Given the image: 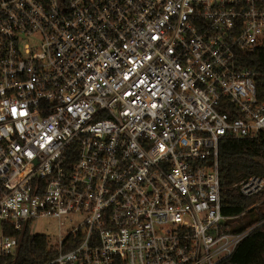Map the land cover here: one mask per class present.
<instances>
[{"label": "built area", "instance_id": "built-area-1", "mask_svg": "<svg viewBox=\"0 0 264 264\" xmlns=\"http://www.w3.org/2000/svg\"><path fill=\"white\" fill-rule=\"evenodd\" d=\"M263 69L264 0H0L2 253L73 214L46 264H222L254 229L224 208L264 191L220 174L264 146Z\"/></svg>", "mask_w": 264, "mask_h": 264}, {"label": "trees", "instance_id": "trees-1", "mask_svg": "<svg viewBox=\"0 0 264 264\" xmlns=\"http://www.w3.org/2000/svg\"><path fill=\"white\" fill-rule=\"evenodd\" d=\"M260 62L259 59L257 64L251 63L247 67L260 69ZM259 91L264 95V84L259 85ZM220 174L229 183H239L252 174L264 176V146L256 147L246 141L225 145L220 155ZM224 213L237 218L243 216L238 230L248 228L256 220H263L264 191L233 200L224 208ZM4 226H7L5 232L19 239L20 246L14 255L1 253L0 264H46L57 253L47 235L35 234L28 229L15 232L10 226ZM222 264H264V223L244 237Z\"/></svg>", "mask_w": 264, "mask_h": 264}, {"label": "rangeland", "instance_id": "rangeland-1", "mask_svg": "<svg viewBox=\"0 0 264 264\" xmlns=\"http://www.w3.org/2000/svg\"><path fill=\"white\" fill-rule=\"evenodd\" d=\"M261 203L258 202L256 205ZM243 216H241L242 218ZM240 216L233 221V229H237L242 222ZM81 221L80 215H73L70 214L69 216H65L62 218L48 216V217H41L38 219L33 220L31 224V232L35 234H45L48 236L49 243L51 245L58 244L59 240L63 238L67 231L76 227L79 222ZM264 223L263 220H256L248 228H257L260 227ZM1 232H0V254L3 252L1 246Z\"/></svg>", "mask_w": 264, "mask_h": 264}]
</instances>
